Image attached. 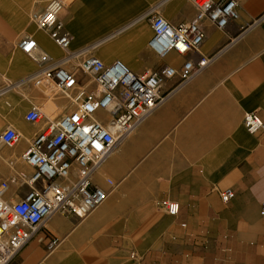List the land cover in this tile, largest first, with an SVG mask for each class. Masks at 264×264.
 <instances>
[{
    "label": "crops",
    "instance_id": "0c3cea01",
    "mask_svg": "<svg viewBox=\"0 0 264 264\" xmlns=\"http://www.w3.org/2000/svg\"><path fill=\"white\" fill-rule=\"evenodd\" d=\"M48 1L0 0V133L18 135L0 152L7 203L29 191L21 154L47 122L71 109L62 95L33 85L40 67L20 52L24 37L36 42L35 58L47 55L75 72L89 56L105 65L121 61L136 75L211 60L184 84L165 82V99L111 151L94 177L103 187L104 178L115 182L107 200L82 220L51 216L8 264H264V129L252 135L243 126L246 113L264 126V0H234L237 18L224 29L203 20L197 51L163 58L147 48L148 14L187 23L195 16L190 0H62L67 50L30 20ZM33 108L41 112L38 124L24 120ZM225 190L233 198L224 203ZM164 200L178 204L176 216L160 209ZM48 237L58 240L51 252Z\"/></svg>",
    "mask_w": 264,
    "mask_h": 264
},
{
    "label": "built area",
    "instance_id": "2783aa9c",
    "mask_svg": "<svg viewBox=\"0 0 264 264\" xmlns=\"http://www.w3.org/2000/svg\"><path fill=\"white\" fill-rule=\"evenodd\" d=\"M190 1L195 16L187 23L172 25L156 14H148L152 36L147 48L157 58L169 52L182 56L190 50L197 51L204 38L199 22L207 20L221 30L237 18L234 0ZM63 8L62 0H49L30 20L58 48L67 50L70 37L59 21ZM18 48L40 67L33 85L49 96L62 95L71 109L47 122L21 154V162L31 171L24 177L29 187L27 194L18 202L7 203L2 199L7 184L0 187V264H8L51 216L82 220L99 208L116 187L110 178H104V187L94 181L111 151L165 99L167 93L161 92L165 82L177 78V85L184 84L211 60L201 57L197 62L185 61L178 72L164 66L136 75L121 61L105 65L89 56L77 67L80 78L77 72L63 69L47 55L35 58L37 45L30 37H24ZM41 119V112L35 108L24 116L29 124H38ZM243 126L252 135L264 129L256 113H246ZM17 139L12 128L0 133V143L5 147H12ZM232 198L231 190L220 194L224 203ZM159 207L172 217L178 213V204L172 201L164 200ZM259 215L264 217V203ZM45 246L51 252L58 240L48 237Z\"/></svg>",
    "mask_w": 264,
    "mask_h": 264
},
{
    "label": "rangeland",
    "instance_id": "374dc122",
    "mask_svg": "<svg viewBox=\"0 0 264 264\" xmlns=\"http://www.w3.org/2000/svg\"><path fill=\"white\" fill-rule=\"evenodd\" d=\"M15 37V35L13 34L12 36H11V38H14ZM78 67V66H77ZM75 68L76 69V71L78 70V68ZM7 147H5V146H3L2 144L0 145V152H6L7 151ZM25 171V168H24V166H22L19 170H18V173H22V172H24Z\"/></svg>",
    "mask_w": 264,
    "mask_h": 264
},
{
    "label": "bare ground",
    "instance_id": "6f19581e",
    "mask_svg": "<svg viewBox=\"0 0 264 264\" xmlns=\"http://www.w3.org/2000/svg\"><path fill=\"white\" fill-rule=\"evenodd\" d=\"M80 65H81V61L79 62V64H78L77 66H80ZM118 144H119V143H118ZM115 148H116V147H115ZM15 160H16V159H15ZM12 164H13V163H12ZM103 164H104V163H103ZM103 164H102V165H103ZM102 165H101V166H102ZM101 166H100V167H101ZM100 167H99V168H100ZM98 170H99V169H98Z\"/></svg>",
    "mask_w": 264,
    "mask_h": 264
},
{
    "label": "snow or ice",
    "instance_id": "6c2138e0",
    "mask_svg": "<svg viewBox=\"0 0 264 264\" xmlns=\"http://www.w3.org/2000/svg\"><path fill=\"white\" fill-rule=\"evenodd\" d=\"M182 47V46H181Z\"/></svg>",
    "mask_w": 264,
    "mask_h": 264
}]
</instances>
